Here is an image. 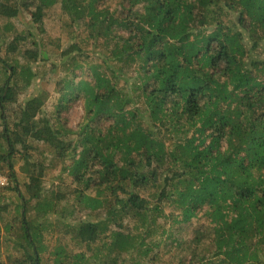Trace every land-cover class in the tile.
Segmentation results:
<instances>
[{
  "label": "trees",
  "instance_id": "obj_1",
  "mask_svg": "<svg viewBox=\"0 0 264 264\" xmlns=\"http://www.w3.org/2000/svg\"><path fill=\"white\" fill-rule=\"evenodd\" d=\"M56 5L79 30L57 46L48 111L43 91L21 97L44 44L7 20L0 33V195L20 200L11 214L0 201V255L5 241L20 252L0 264H122L127 249L159 264L161 219L194 225L172 264H264V61L250 58L264 0H0V18L25 12L43 31ZM54 163L69 182L49 189ZM78 209L102 219L69 220ZM50 214L75 247L49 251Z\"/></svg>",
  "mask_w": 264,
  "mask_h": 264
},
{
  "label": "rangeland",
  "instance_id": "obj_2",
  "mask_svg": "<svg viewBox=\"0 0 264 264\" xmlns=\"http://www.w3.org/2000/svg\"><path fill=\"white\" fill-rule=\"evenodd\" d=\"M116 1L110 2L111 10L117 7ZM7 22L11 25V27L14 28V30L17 31H24L28 30L32 32L33 38L36 42L43 43L44 49L48 54L47 60H42L38 62H31V67L33 69V72H37L38 75L34 77V79L31 82V85L28 87V89L25 90V92L22 94V98H30L35 95H38L40 91H43L45 93V110L48 111L50 109L51 102L49 98H52L55 95V92L53 91V88L56 84V81L58 78H61L63 72L59 68L57 64V61H55V55L60 50V47L57 46H66L68 43L71 42L72 37H70V33L74 31H78L79 29L77 27L69 28L65 26L66 21V14L62 13L58 6H54L49 10L45 16L43 17L42 22V29L43 31L39 30L38 24H35L31 22V19L27 16L25 12H20L16 17L10 18V19H1L0 18V33H2L5 25ZM2 34L10 35L11 30H5ZM2 41H0V47H1ZM62 48V47H61ZM251 59L253 60H263L264 61V45L261 44L259 46V49L257 51H254L251 54ZM26 61L22 59L20 63L24 64ZM56 76V77H55ZM45 80L49 81L46 82ZM53 87V88H52ZM82 114V110L80 107H75L71 110V112L68 115L69 118V125L73 128H75L80 115ZM22 162H17L15 165V169L20 172V166ZM7 177V171L3 170V173ZM47 187L49 189L54 188L57 186V184L61 183H68L69 182V175L68 173H61L59 172V164H53V166L50 169H47L46 171V181H45ZM0 201L4 204L12 203L10 208L11 211L18 210L17 204L20 203L19 198H17L16 194L6 192L5 195H0ZM62 207V203H61ZM65 208V207H64ZM78 210H75L69 213L70 216H67L68 219L75 220V222H80L82 220H100L102 219V215L100 214V217H98L99 214H96L94 211L90 214L91 210H83L78 212ZM32 214V213H31ZM30 216H33V214ZM55 218L56 214H50L46 215L44 218L40 220V223L45 225V232H44V240L47 246H49L51 249L50 252L53 251V248L56 246H64L68 249H71L76 246L71 240L69 236H65L64 234H58L56 233L60 228L56 227L55 225ZM100 218V219H99ZM202 221L205 222L204 218H202ZM163 224V220H160V226L158 227V230L160 229H166L162 236H156L155 239L159 242V258L161 259V262L159 264H172L176 263L177 260H173L172 255H177L178 252L181 251V254H189V251L191 248H193L194 243H192L190 240L195 235V231L193 229L194 225L187 226V225H174V227H170L168 224ZM195 224V223H193ZM5 238V237H4ZM190 241V242H189ZM13 244L8 243L7 241L4 242V245L2 247V254L0 255L1 259L6 262V256L7 254L11 255H19L20 252H17L16 248L12 247ZM123 250L121 258L123 259L122 264H134V256L135 254L128 251ZM198 251L200 253H203L205 256L209 255L210 253L207 252V250H204L201 245L198 246ZM9 252V253H8ZM49 252V254H50ZM51 255V254H50ZM144 259V257H142ZM144 261V260H143ZM121 260L119 261V263ZM142 263V262H141ZM47 264H58L54 261L53 256H51L50 262ZM97 264V263H93Z\"/></svg>",
  "mask_w": 264,
  "mask_h": 264
},
{
  "label": "built area",
  "instance_id": "obj_3",
  "mask_svg": "<svg viewBox=\"0 0 264 264\" xmlns=\"http://www.w3.org/2000/svg\"><path fill=\"white\" fill-rule=\"evenodd\" d=\"M8 184V178L0 172V186H6Z\"/></svg>",
  "mask_w": 264,
  "mask_h": 264
}]
</instances>
